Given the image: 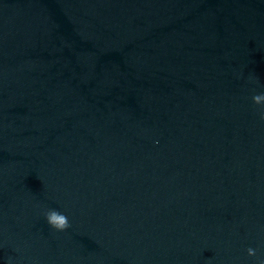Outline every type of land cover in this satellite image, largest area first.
Here are the masks:
<instances>
[{
	"label": "clouds",
	"instance_id": "1",
	"mask_svg": "<svg viewBox=\"0 0 264 264\" xmlns=\"http://www.w3.org/2000/svg\"><path fill=\"white\" fill-rule=\"evenodd\" d=\"M261 100H264V94H258L253 97V101L256 104H260ZM260 118L264 120V111H261ZM46 220L50 227L56 231H65L70 227L67 216L56 210L48 211L46 213ZM247 251L249 256H254L256 254L255 250L252 248H249Z\"/></svg>",
	"mask_w": 264,
	"mask_h": 264
}]
</instances>
